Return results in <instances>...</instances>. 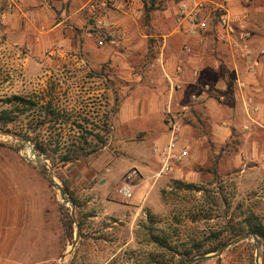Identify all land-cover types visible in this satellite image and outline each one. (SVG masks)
<instances>
[{"label":"rangeland","instance_id":"obj_1","mask_svg":"<svg viewBox=\"0 0 264 264\" xmlns=\"http://www.w3.org/2000/svg\"><path fill=\"white\" fill-rule=\"evenodd\" d=\"M62 1L0 0V113L11 109L6 99L37 95L62 113L60 124L46 126L62 146L82 141L77 125L98 133L102 116L109 131L102 132L105 145L95 156L58 168L47 161L45 169L32 160L30 143L0 137V264H131L130 252L147 251L140 226L149 214L162 228L181 222L175 231L181 241L198 238L210 247L237 239L228 241V228L248 219L264 227V0H120V9L84 0L83 13L69 19L75 4ZM181 2L202 4L199 19L207 29L200 39L178 31ZM226 14L230 27L219 22ZM106 31L115 43L99 47ZM238 44L254 50L255 73L251 59L229 51ZM184 45L204 49L199 55L205 58L182 68L177 56ZM193 67L199 85L174 93L179 74L188 83ZM236 79L245 85L241 91ZM203 85L211 111L196 98ZM250 90L259 93L258 102ZM247 97L256 113L246 111ZM168 111L179 119L188 157L163 174ZM37 125L20 118L7 128L17 135ZM50 167L76 208L50 184ZM124 186L130 198L118 193ZM255 257L256 244L248 239L196 264H255ZM258 264H264V243Z\"/></svg>","mask_w":264,"mask_h":264},{"label":"trees","instance_id":"obj_2","mask_svg":"<svg viewBox=\"0 0 264 264\" xmlns=\"http://www.w3.org/2000/svg\"><path fill=\"white\" fill-rule=\"evenodd\" d=\"M155 0H150L151 4H154ZM147 17V12H145V18ZM42 98L37 95H31L27 97L13 96L6 99L5 104H7L11 109L3 110L0 113V131L10 132L7 126L16 122L20 118L31 119L38 122L37 127L31 129V131H26L17 134L20 138L32 145L33 150L38 154V156L43 157L47 160L53 168L65 167L67 165H73L75 163L84 162L88 158L95 156L102 147L105 145L103 133H108L109 125L108 120L105 117H101L102 121L100 126L101 133H96L94 135L88 133L83 129L81 125H77L82 133V141L71 143L65 145L59 142V140H52L51 133L47 132L48 124L58 125L60 124V118L62 113L60 109L52 105V101L48 100L46 103L42 104ZM117 101V100H116ZM114 101V105L110 108V114L116 115L117 105ZM42 118V119H41ZM83 121H86L83 119ZM59 122V123H58ZM103 128H105L103 130ZM103 132V133H102ZM90 135L97 142L96 146H90L86 142V137L83 135ZM41 173V171H40ZM192 185H187V188H192ZM73 205L76 208L75 201L71 198ZM153 215H148V222L146 225L140 226V230L145 235V247L147 249L146 253L143 255H138L137 252H130L129 256H133V261L131 264H185L192 258L208 255L215 253L217 250L222 248L225 242H218L214 245L207 246L204 242L200 241L198 238L188 241H181L180 232H175L176 228L180 226L181 222L169 223L167 227H160L162 224L157 221ZM68 225L70 234L73 231V222L67 215L65 219ZM191 222H196L191 221ZM78 227H81L80 223H77ZM175 232L177 240H173L172 232ZM228 241L233 238L239 237L245 234H252L261 243H264V227L257 222L249 219L245 221V225L238 229L233 227L228 228ZM180 239V240H179ZM125 255V254H123Z\"/></svg>","mask_w":264,"mask_h":264},{"label":"built area","instance_id":"obj_3","mask_svg":"<svg viewBox=\"0 0 264 264\" xmlns=\"http://www.w3.org/2000/svg\"><path fill=\"white\" fill-rule=\"evenodd\" d=\"M102 6H111L115 8V5L118 4L120 0H101ZM182 1V0H181ZM116 7L117 9L122 8L121 4ZM202 4L201 3H194L191 7L186 2L180 3V9L177 13V22L179 24L178 31H183L185 35H188L189 38L193 39H200L201 32L207 29V23L204 20L199 19V15L201 14ZM91 12L94 13L95 9L92 6L90 8ZM220 25L222 27H230L231 19L226 14L220 18ZM100 40L97 41V45L99 47H103L104 44L107 45H114V39L112 35L106 31L105 33L99 36ZM183 51L186 53L191 52V48L189 45L183 46ZM264 51L261 52L263 54ZM256 65V64H255ZM178 72L180 69L178 68ZM178 78L183 80L182 74H179ZM236 83L238 86L239 91L245 88L243 83H240L238 79H236ZM174 93L180 90V85L176 84L173 87ZM191 100H195V95L190 96ZM168 108L170 107L167 105ZM244 107L246 111H250L251 113H256L258 111V107L254 105L253 99L247 97L244 101ZM186 107L181 108V112L186 111ZM180 112V113H181ZM254 122V121H252ZM164 127L167 132V144L163 150V154L161 155V169L160 172L163 174H167L168 172H172L173 166L181 163L188 157V151L185 146L181 144L180 141V131L181 125L177 116L172 115L170 111H168V115L164 120ZM264 130V126L261 127ZM118 193L124 198H130L131 193L130 189L127 186L122 187L118 190Z\"/></svg>","mask_w":264,"mask_h":264},{"label":"crops","instance_id":"obj_4","mask_svg":"<svg viewBox=\"0 0 264 264\" xmlns=\"http://www.w3.org/2000/svg\"><path fill=\"white\" fill-rule=\"evenodd\" d=\"M56 1L57 0H55V2ZM62 2L75 4L74 6H71L72 8H70V10H69V14L67 16V19H69L71 17L73 18V16L75 18H77L79 16L78 13H80V12L83 13V10H85L84 9L85 8L84 4H83L84 0H63ZM78 5H80V6H78ZM195 47L196 46H194L193 49H191L190 53H186L183 50H181L178 53L177 60H178L179 64H183L182 68L186 69V64L185 63H187V62L188 63H190V62H192V63L195 62L196 63L198 61L201 62L202 59L205 58V56H203L204 54L203 55H199L200 53L205 52L204 49L195 48ZM250 47H251L250 45H248V46L246 45L245 46V45H239L238 44V45H235L234 47L229 45L228 49H229L230 52H233L235 55H237V53H238V55H239L241 60H245V58H247L246 60L249 61L251 59L250 63H249V64H251L249 72L251 71V72L255 73V68L253 67V64H258L259 65V60L256 59V56L254 54L255 52ZM164 59L165 58L163 57V55H161L160 61L163 62ZM208 62H209V65L211 64L214 67V64H213V62H211V60H209ZM214 63H216V62H214ZM197 72L199 73L198 69L196 67H193V70L191 71V75L192 76H190V81H188V83H185L183 80H180V78H178V79L176 78L177 79L176 80V84L180 85V90H181L182 86H184L185 84H187V86L188 85L189 86H196L197 84L199 85ZM234 74H235L236 78H237V75L239 76L238 70L236 68H234ZM246 83H248V82H246ZM256 84L259 85L258 83H256ZM200 87H202L201 91H200V93L198 95H196V98L197 99H201L203 101V104H204L202 106H205L206 109H209L211 111L212 106H211V104H210V106L208 105V102H207L208 97H206L207 96V91H208V86L207 85H203V86H200ZM180 90H178V91L180 92ZM178 91H176V93ZM253 91L255 92V90H253ZM248 94L250 96L252 95V97L254 98V101L258 102L257 98H255V97H257L256 94H258V96H259V93L255 94V93L251 92V90H250ZM209 114H211V112ZM222 125H224V124L219 125V127H222ZM215 127L218 128V126H215Z\"/></svg>","mask_w":264,"mask_h":264},{"label":"water","instance_id":"obj_5","mask_svg":"<svg viewBox=\"0 0 264 264\" xmlns=\"http://www.w3.org/2000/svg\"><path fill=\"white\" fill-rule=\"evenodd\" d=\"M0 137L9 138V139H11L13 141L20 142V143H25L26 145H28V142H26L25 140L20 138L18 135L12 134L10 132L0 131ZM30 150H31V154L33 156L32 160L39 166V168L45 169V163L47 162V160H45V159L41 158L40 156H38V154L33 150L32 147H30ZM47 178H48L50 184L52 185V187L55 188L58 191V193L60 195V198H61V201L63 203H65V204H68L73 209V204L68 199V197H67V195L65 193V190L55 182V179H54L53 173H52V167H50L48 169V171H47ZM71 216H73V210H71ZM75 227H76V229H78V227L76 225H75ZM77 238H78V235L75 236V241H74L73 247L75 246V244L77 242ZM248 239L253 240L255 242V244H256L255 264H258V250H259V247H260L261 243L252 234L241 235L237 239H235L234 241H232L229 244H227L226 246H224V247L220 248L219 250H217L215 253H211V254H208V255L192 258L189 261H187L185 264H196V263H199V262H204V261H207V260L218 258L221 255V253H222V251L224 249H226V248H228L230 246H233V245H237V244H239V243H241L243 241H246Z\"/></svg>","mask_w":264,"mask_h":264}]
</instances>
